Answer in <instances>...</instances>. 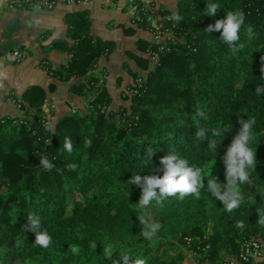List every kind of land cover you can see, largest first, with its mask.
I'll use <instances>...</instances> for the list:
<instances>
[{
    "label": "trees",
    "instance_id": "1",
    "mask_svg": "<svg viewBox=\"0 0 264 264\" xmlns=\"http://www.w3.org/2000/svg\"><path fill=\"white\" fill-rule=\"evenodd\" d=\"M208 2L220 6L215 16L205 15ZM229 11L245 16L238 33L243 48L235 53L220 40V32L204 31ZM173 16L180 20L169 19ZM67 18L66 37L49 46L66 51L65 62L53 68L47 59L42 61L55 80L79 78L70 90L91 96L88 109L62 114L50 128L42 113L47 100L43 86L32 84L19 96L7 95L23 115L0 118V261L113 264L103 255V248L111 246L113 260L126 254L147 264H182L181 246L193 250L198 262L216 264L234 254L242 238L264 240V225L258 223L264 219V95L254 91L264 84V0H176V11L166 12L162 21L173 35L163 49L161 43L138 40L136 50L129 51L145 73H133L129 87L136 92L118 110L110 108L106 86L88 74L111 52L113 42L93 35L84 14ZM156 51L158 58L152 61ZM136 78H141L140 85H134ZM197 107L204 118L195 115ZM249 117L256 118L249 146L257 149L258 166L240 188L241 206L226 212L206 188L199 198L180 199L177 194L162 207L153 201L144 208L146 218L162 227L153 240L142 237L138 216L143 209L136 205L141 188L128 183L132 176H162L155 169L162 168V157L173 153L199 167L205 185L214 176L224 183L221 158L240 128L238 119ZM200 128H220L222 136L209 131L207 139L197 140ZM66 137L72 141L71 153L63 147ZM208 139H216L218 155L208 149ZM42 156L54 165L51 170L39 164ZM30 214L40 218L39 230L52 237L49 248L34 245L36 233L25 232ZM239 221L243 228L236 227ZM71 245L79 246L78 255L68 250Z\"/></svg>",
    "mask_w": 264,
    "mask_h": 264
},
{
    "label": "crops",
    "instance_id": "2",
    "mask_svg": "<svg viewBox=\"0 0 264 264\" xmlns=\"http://www.w3.org/2000/svg\"><path fill=\"white\" fill-rule=\"evenodd\" d=\"M153 1L158 15L161 11H176V0ZM11 3L12 0H3L0 6V118L23 115L22 110L6 98L8 94L19 96L32 84H39L47 90L45 104L49 102L55 114L58 111L68 113V109L75 105L79 107L80 102L87 100L85 94L78 95L70 90L71 83L79 78L55 80L39 67L43 59H47L53 68L65 62L67 52L49 46L53 40L66 37L70 20L67 15L76 12L89 19L93 35L113 42L111 52L101 56L96 65L98 70L107 71L105 86L111 96V107L115 109L128 104L120 99L121 90L132 84L133 73L144 72L129 56V51L136 50L138 40L151 42L152 37L147 30L132 23L133 9L125 0H59L50 10L14 7ZM12 50L23 52L24 59L16 61L9 56ZM51 83H54L53 89ZM186 261L183 264H196L192 259Z\"/></svg>",
    "mask_w": 264,
    "mask_h": 264
},
{
    "label": "clouds",
    "instance_id": "3",
    "mask_svg": "<svg viewBox=\"0 0 264 264\" xmlns=\"http://www.w3.org/2000/svg\"><path fill=\"white\" fill-rule=\"evenodd\" d=\"M220 6L216 3L208 2L204 10L206 16H215ZM169 19L179 21V16H173ZM245 16L242 12H226V18L217 20L214 25H209L204 31L207 33L220 32V40L224 45L228 46L233 53L237 52L240 48H243V44H238L240 40L239 32L244 26ZM247 32L249 35L252 33V28L248 27ZM264 61V57H261ZM261 80H264V67H261ZM256 95H264V84H259L255 87ZM195 115L204 118V112L199 108H195ZM240 128L237 134L233 137L230 146L223 157L221 158L224 165V179L225 182L221 183L217 176L206 178L207 184L205 185V177L202 175V171L199 167L189 166V162L186 159L180 158L178 155L169 153L168 155L160 159L161 169H155L156 171H162V176L155 174L150 175H134L128 181L130 185H136L141 188V195L136 203L137 208L142 210L148 207L151 202L155 201L156 205L163 206V202L169 197H175L179 194L180 199H184L189 195H195L199 198L200 191L202 189L207 190L212 197L220 201L223 204V208L226 212L231 213L233 210L238 209L241 206L243 197L241 195L240 188L247 183L250 179L251 172L256 171L258 166L257 149L251 148L249 145L254 139V126L256 124L255 117H249L248 119H238ZM211 132L213 137H221L223 130L220 128L205 130L200 128L195 133L197 140L207 139L208 132ZM225 138V137H224ZM223 138V140H224ZM221 141V144L223 142ZM208 149L214 154L218 155V145L216 139H208ZM86 146H91L90 140H85ZM64 149L69 153L72 152V141L70 138H65L63 145ZM154 153L149 154V159ZM40 165L47 170H51L54 165L48 160L47 156H42L39 161ZM70 170L75 169V165L68 166ZM141 230L140 235L147 240H153L156 234L161 229L160 223H153L143 215L138 216ZM258 223L264 225V219H259ZM41 221L38 216L28 215L27 224L24 225V230L32 231L36 233L34 245L43 249L49 248L52 243V237L45 231H40ZM236 227L243 228L244 223L239 221L236 223ZM93 248L95 244L91 245ZM72 254L78 255L80 248L77 245H71L68 249ZM114 250L111 246H105L103 248V255L105 259L113 261V264H147L145 259L136 258L133 259L129 255H120L118 260H113Z\"/></svg>",
    "mask_w": 264,
    "mask_h": 264
},
{
    "label": "built area",
    "instance_id": "4",
    "mask_svg": "<svg viewBox=\"0 0 264 264\" xmlns=\"http://www.w3.org/2000/svg\"><path fill=\"white\" fill-rule=\"evenodd\" d=\"M59 0H12V6L14 7H25L30 9H39V10H50L53 9ZM64 2H81L87 0H62ZM131 4H134L138 8V12L134 18V21L142 24L148 25L147 28L153 32L157 41L161 43L159 50L163 49L165 42L168 39H172L171 30L163 24V18H156L153 13V2L151 0H129ZM9 56L13 57L16 61H21L24 59L25 55L19 50H12L8 53ZM158 58V51L151 53L152 61H156ZM46 61H41L39 67L46 71ZM95 66L94 68H96ZM93 68V69H94ZM92 69V70H93ZM141 78L135 79L134 85H140ZM96 84H103V78L99 77L96 79ZM136 92L135 89L128 87L126 93L132 94ZM17 107L19 105L11 100ZM45 117V116H44ZM190 239H188L189 241ZM197 264H205L200 262ZM216 264H264V240L259 238H242L238 250L231 255H227L223 260Z\"/></svg>",
    "mask_w": 264,
    "mask_h": 264
},
{
    "label": "rangeland",
    "instance_id": "5",
    "mask_svg": "<svg viewBox=\"0 0 264 264\" xmlns=\"http://www.w3.org/2000/svg\"><path fill=\"white\" fill-rule=\"evenodd\" d=\"M126 1V3L133 9V16H132V19H131V21H132V23L134 24V25H137V26H140V27H142V28H144L143 26H144V24H142V25H138L135 21H134V18H135V16H136V14H137V12H138V8H137V6H135L134 4H131L130 2H129V0H125ZM151 2H153V5H154V8H153V13L155 14V16H156V18H163V17H165L166 16V12H163V11H161V13H159L160 15H158V12L159 11H157V7H156V5H155V2L153 1V0H151ZM145 30H147L150 34H151V37H152V41H157L158 39L157 38H155L154 37V35H153V32L151 31V30H149L148 28H144ZM143 73H145V72H143ZM89 74H91L95 79H98L99 77H102L103 78V84L105 85V80H106V76H107V71L106 70H103V69H100V70H98L97 69V67L96 68H94L93 70H90V72H89ZM129 87V86H128ZM128 87H126V88H123L122 90H121V95H120V99H122V100H125V101H128L129 99V97H130V94L128 93H126V90L128 89ZM85 96L87 97V100L89 101L90 100V98H91V96L88 94V93H86L85 94ZM7 100H9V101H11V99H10V96H7V98H6ZM85 99V98H84ZM87 100H85V102H80V106L78 107H76V105H75V107H72V108H70V109H68L69 111L68 112H72V113H74V112H76V111H81V112H85V110H87L88 109V101ZM129 102V101H128ZM13 103V102H12ZM14 104V103H13ZM122 105V104H121ZM120 105V106H121ZM16 106V105H15ZM17 107V106H16ZM18 108V107H17ZM110 108H112L111 107V103H110ZM120 107L119 106H116L115 107V109L114 110H118ZM54 108L52 107V105L48 102V103H46V104H44L43 105V108H42V113H43V115L45 116V118H47V119H50V123H49V125H48V127H50V128H53L52 126H53V124H54V122H55V119H57L56 117H54V116H58L59 117V115L60 114H62V113H64V112H59L58 111V113H56L55 114V112H54V110H53ZM113 109V108H112ZM7 116H10V115H7ZM11 117H13V116H11ZM141 215H143V216H145V217H147V215H146V213H145V211H144V209L142 210V212H141ZM182 254H183V256H184V258H183V260H182V264L184 263V261H186V262H189V259H192V260H194L195 262H196V264L197 263H200V262H198V259L199 258H196L195 257V252L193 251V250H189V249H186V248H184V247H179V249H178ZM223 254H225V253H223ZM203 262H205V261H203ZM206 263V262H205ZM0 264H3L1 261H0Z\"/></svg>",
    "mask_w": 264,
    "mask_h": 264
},
{
    "label": "water",
    "instance_id": "6",
    "mask_svg": "<svg viewBox=\"0 0 264 264\" xmlns=\"http://www.w3.org/2000/svg\"><path fill=\"white\" fill-rule=\"evenodd\" d=\"M2 2H3V0H0V6H1Z\"/></svg>",
    "mask_w": 264,
    "mask_h": 264
}]
</instances>
